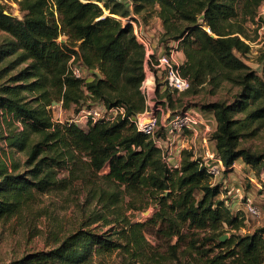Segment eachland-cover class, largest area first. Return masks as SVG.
I'll use <instances>...</instances> for the list:
<instances>
[{"label":"trees","instance_id":"16d2710c","mask_svg":"<svg viewBox=\"0 0 264 264\" xmlns=\"http://www.w3.org/2000/svg\"><path fill=\"white\" fill-rule=\"evenodd\" d=\"M15 2L21 20L0 2V32L9 37L0 46V81L7 77L0 83V225L38 195L64 191L84 178L85 185L97 187L89 193L106 213L82 222L52 250L7 264H94L93 256L115 252L126 264H264V226L237 233L244 218L220 196L224 190L212 182L203 160L182 150L179 166H171L154 140L130 122L145 109L139 89L145 50L133 26L124 22L160 20V46L177 42L185 57L179 69L190 87L182 95L197 94L208 84L237 89L231 102H208L199 111L214 116L210 139L223 172L238 159L264 171V155L241 147L264 123V49L257 73L243 61L250 48L242 39L246 18L255 17L264 0H132L130 10L116 0ZM72 66L81 68V77L72 75ZM163 86L159 96L173 107L171 90ZM87 100L106 109L124 107L125 115L82 126L76 117L52 120L54 102L77 116L94 106H85ZM64 172L68 177L58 178ZM149 208L152 213L143 221L124 213ZM99 220L111 228H88ZM229 231L236 233L220 241Z\"/></svg>","mask_w":264,"mask_h":264},{"label":"rangeland","instance_id":"374dc122","mask_svg":"<svg viewBox=\"0 0 264 264\" xmlns=\"http://www.w3.org/2000/svg\"><path fill=\"white\" fill-rule=\"evenodd\" d=\"M117 1V0H116ZM4 4L5 9L15 20H21L22 14L19 12L18 6L15 0H0ZM119 2V1H118ZM122 3V2H121ZM102 7V4H99ZM132 7V5H131ZM239 6L237 5V10ZM256 16H248L243 24L246 38H242L249 46L250 51L244 56L243 61L255 72L260 73V64L258 63V57L264 49V19H257ZM7 13V12H6ZM238 17L241 20V10L237 11ZM107 14V11H104ZM152 20V18H151ZM150 22V20H149ZM148 22V23H149ZM147 23V24H148ZM136 24V23H135ZM139 26L138 24H136ZM144 26V24H142ZM134 29V28H133ZM140 34L144 40H146L147 46L155 44L156 47L160 46L159 37L161 32L155 41L152 38L145 37L143 33H140L139 29L137 34ZM64 37H60L58 41L64 40ZM155 39V38H154ZM9 40L8 35L0 32V46ZM177 46V42H173ZM144 47V46H143ZM162 47V46H161ZM145 61V57H144ZM13 69L9 75H14L20 68ZM145 78L152 82V74H156L154 69L146 68ZM8 75V76H9ZM7 77L2 79L0 83L5 81ZM160 80V79H159ZM161 81V80H160ZM156 81L151 99L147 109H152L159 121L168 120L181 112L188 111L193 114H198L203 124L197 125L192 130H185L183 136L187 138L182 146V150L191 151L196 158L203 160L206 164L215 165L214 158V146L211 142V134L213 133L216 123L214 116L210 112H200L199 106L212 101H228L233 100L234 94L237 92L236 88L231 87L227 83H222L217 88H213L211 85H206L197 94H186L170 91V96L173 100V107L168 106V101L165 97L159 95L164 90L163 83ZM157 86L159 91L156 92ZM92 104L97 106V103L87 100L84 104L87 106ZM165 104V105H163ZM52 120L59 122H70L75 119V113L72 108H63L59 102H54L50 109ZM207 113L208 115H204ZM78 124H82L78 122ZM257 136L248 137L241 141V147L249 148L251 151L264 155V123L258 127ZM6 128H3L5 131ZM203 133V134H201ZM157 135L165 139V135L162 129H159ZM2 145V142H0ZM165 150L169 152V148L177 146L176 143L170 146V142L165 143ZM164 148V147H163ZM181 150V151H182ZM18 157L22 155L17 154ZM209 156H212V160H208ZM173 160L174 157H171ZM170 156H168L169 164L171 162ZM181 160V152H180ZM215 167V166H214ZM224 171V170H223ZM220 171L219 175L213 177V183L221 185L224 190L223 195H220L230 207L233 213H240L244 218L243 228L237 233L245 235L252 233L257 228L264 226V171L262 169L253 170L242 159H238L231 170L227 172ZM104 174V171L101 172ZM67 178V172L62 173L58 178ZM97 184H101L99 178H93ZM80 180L73 181L69 184L68 188L64 191H55L42 195H38L35 202L27 209H24L20 215L11 218L10 220L0 225V264H7L12 260H17L25 254H30L38 251H50L60 241H62L67 235L75 232L80 228L82 222L87 220L97 219V215H105V211L101 208V205L96 203V199H93L92 193L96 186L85 185ZM100 188L106 189L103 186ZM248 197L253 206L257 209V214L252 215L247 212L245 208V198ZM125 216L134 221H143L152 213V209L149 208L145 211H126ZM111 225H104L103 221H96L88 228L97 232H105L109 230ZM235 231H229L223 234L228 240ZM147 239L152 245L157 246V243L153 241L152 236L146 233ZM94 264H126L122 256L115 252L111 256H105L95 258Z\"/></svg>","mask_w":264,"mask_h":264},{"label":"built area","instance_id":"2783aa9c","mask_svg":"<svg viewBox=\"0 0 264 264\" xmlns=\"http://www.w3.org/2000/svg\"><path fill=\"white\" fill-rule=\"evenodd\" d=\"M257 19H264V2L259 8ZM124 22H128L133 26L136 40L144 46L145 72L147 67L154 69L156 72L155 76L154 74H152L151 76L152 82L148 83V81L150 80L144 78L139 88L145 100L144 111L142 113L136 114L132 118H129V120L134 125L137 131L144 133L154 140L155 145L161 149L164 159L169 162V152L165 150L164 145L169 141L171 146L172 142L167 138L175 134H183L186 129L192 130L197 125L203 124V122L202 120H200V116L198 114L196 115L188 111L181 112L179 115H176L168 120L159 121L154 111H152V109H147L149 100L151 99L152 92L154 90L152 86H154L157 79H160L167 88L177 93H183L187 91L190 87V83L186 77H183L181 75L179 69L180 64H178L173 58L172 51L156 53L155 48L151 45L147 46L146 40H144L139 33L137 34L138 28L134 25L133 21H131L130 19H126L124 20ZM71 73L75 78H79L82 76V70L78 66H72ZM124 115V107H113L110 109H106L102 106L95 105L88 108H82L76 116L75 122L87 124L89 122L93 123L99 120L113 121L118 117L123 118ZM203 126L205 125L203 124ZM159 129L163 130L165 139L157 135ZM212 159V156H209L208 160ZM214 162L215 165H212L211 163H203L208 173L212 177H216L217 175H219L221 170H224V167L222 166L220 160L214 158ZM244 201V206L247 209V212L249 214L256 215L258 212L255 206H253L252 201L248 197H246Z\"/></svg>","mask_w":264,"mask_h":264},{"label":"crops","instance_id":"0c3cea01","mask_svg":"<svg viewBox=\"0 0 264 264\" xmlns=\"http://www.w3.org/2000/svg\"><path fill=\"white\" fill-rule=\"evenodd\" d=\"M117 1L122 2L129 10L131 9L132 0H117ZM134 25L137 26L135 23H134ZM137 28L139 29L140 33H143V35H145V37L152 38L153 41H155L156 38L158 37L159 33L162 32L160 20L154 16L152 17V20H150V22L148 24H146L144 26H142V24H140L139 26H137ZM151 46L155 48L156 53H163V52L172 51L173 52V58L180 65L185 61V57H184L182 51L179 50L177 48V46H175L173 43H169L167 45L168 46L167 49H165L164 47H161V46L156 47L155 44H152ZM203 114L208 115L207 113H203ZM209 115H211V114H209ZM167 139H169L172 142V144H174V143L177 144V146H175L174 148L170 147V149H169L170 150L169 151L170 159H171V157H174L173 160L171 159L170 165L173 167H177L180 164V152L183 149L182 145L185 142H187V138L185 136H183V134H175V135H173ZM213 150H214V148H213Z\"/></svg>","mask_w":264,"mask_h":264},{"label":"water","instance_id":"95a60500","mask_svg":"<svg viewBox=\"0 0 264 264\" xmlns=\"http://www.w3.org/2000/svg\"><path fill=\"white\" fill-rule=\"evenodd\" d=\"M226 239V236H221L220 241H224Z\"/></svg>","mask_w":264,"mask_h":264},{"label":"bare ground","instance_id":"6f19581e","mask_svg":"<svg viewBox=\"0 0 264 264\" xmlns=\"http://www.w3.org/2000/svg\"><path fill=\"white\" fill-rule=\"evenodd\" d=\"M201 134H203V133H201Z\"/></svg>","mask_w":264,"mask_h":264}]
</instances>
